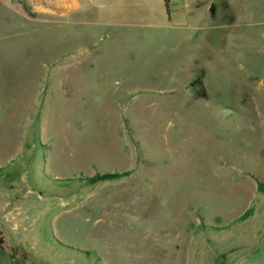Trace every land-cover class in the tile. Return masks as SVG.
I'll return each instance as SVG.
<instances>
[{
	"label": "rangeland",
	"instance_id": "obj_1",
	"mask_svg": "<svg viewBox=\"0 0 264 264\" xmlns=\"http://www.w3.org/2000/svg\"><path fill=\"white\" fill-rule=\"evenodd\" d=\"M82 2L0 0V264H264V0Z\"/></svg>",
	"mask_w": 264,
	"mask_h": 264
},
{
	"label": "crops",
	"instance_id": "obj_2",
	"mask_svg": "<svg viewBox=\"0 0 264 264\" xmlns=\"http://www.w3.org/2000/svg\"><path fill=\"white\" fill-rule=\"evenodd\" d=\"M28 13L34 15H51L64 18V23L71 21L83 5L82 0H17ZM177 16V13H176Z\"/></svg>",
	"mask_w": 264,
	"mask_h": 264
},
{
	"label": "trees",
	"instance_id": "obj_3",
	"mask_svg": "<svg viewBox=\"0 0 264 264\" xmlns=\"http://www.w3.org/2000/svg\"><path fill=\"white\" fill-rule=\"evenodd\" d=\"M163 3H164L166 13H168V11H169V0H163ZM125 174L126 173H120V174H118V173H113V174L105 173L102 175H95V176L91 177L89 180L91 183H95V182L100 181V180L117 178V177L125 175ZM259 190H261L264 193V190H262L260 186H259ZM251 212H252V209L249 208L241 216H239L236 220L240 221V220H244V219L248 218V216H250Z\"/></svg>",
	"mask_w": 264,
	"mask_h": 264
}]
</instances>
